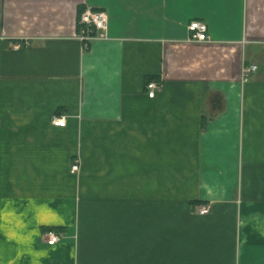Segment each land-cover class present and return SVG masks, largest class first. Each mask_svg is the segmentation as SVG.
Instances as JSON below:
<instances>
[{
    "label": "crops",
    "instance_id": "obj_1",
    "mask_svg": "<svg viewBox=\"0 0 264 264\" xmlns=\"http://www.w3.org/2000/svg\"><path fill=\"white\" fill-rule=\"evenodd\" d=\"M0 264H264V0H0Z\"/></svg>",
    "mask_w": 264,
    "mask_h": 264
},
{
    "label": "built area",
    "instance_id": "obj_2",
    "mask_svg": "<svg viewBox=\"0 0 264 264\" xmlns=\"http://www.w3.org/2000/svg\"><path fill=\"white\" fill-rule=\"evenodd\" d=\"M108 16L107 13L99 8L85 6L78 16L79 36L82 40L89 42L94 39H107ZM190 32L189 39L192 41H207L209 40L208 25L203 20H192L188 24ZM256 64H245L243 68V79L246 81L257 70ZM145 89L149 97L154 96L155 92L160 89L159 81L153 79L146 83ZM51 123L56 126H64L66 120L63 116L53 115ZM80 169L79 160H72L70 171L78 172ZM211 203H205L199 206L200 214H208L211 211ZM47 244H55L62 238V234L58 231L48 230L43 233Z\"/></svg>",
    "mask_w": 264,
    "mask_h": 264
},
{
    "label": "trees",
    "instance_id": "obj_3",
    "mask_svg": "<svg viewBox=\"0 0 264 264\" xmlns=\"http://www.w3.org/2000/svg\"><path fill=\"white\" fill-rule=\"evenodd\" d=\"M82 9H83V8L79 9V13L82 11ZM78 16H79V14H78Z\"/></svg>",
    "mask_w": 264,
    "mask_h": 264
}]
</instances>
